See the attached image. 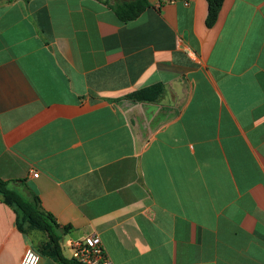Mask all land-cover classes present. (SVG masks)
I'll list each match as a JSON object with an SVG mask.
<instances>
[{"label": "crops", "instance_id": "0c3cea01", "mask_svg": "<svg viewBox=\"0 0 264 264\" xmlns=\"http://www.w3.org/2000/svg\"><path fill=\"white\" fill-rule=\"evenodd\" d=\"M113 2H0V179L68 259L97 235L113 264H264V0L212 27L206 0ZM16 221L0 195V264L47 241Z\"/></svg>", "mask_w": 264, "mask_h": 264}, {"label": "trees", "instance_id": "16d2710c", "mask_svg": "<svg viewBox=\"0 0 264 264\" xmlns=\"http://www.w3.org/2000/svg\"><path fill=\"white\" fill-rule=\"evenodd\" d=\"M11 1L12 0H0V2L7 3ZM206 1L208 4L206 25L212 27L218 18V13L224 0ZM109 7L119 21L127 23L138 18L140 14L149 7V0H114L113 4H110ZM159 91L160 90L157 89L154 96H157ZM127 98L138 101L147 100L142 92L130 95ZM14 182L0 179V195L3 203L16 211V226L18 230L24 232L25 229H36L46 236L47 241L42 244L39 250L41 256L44 255L49 257L59 264H79L63 256L59 244L60 236L57 232L58 226L50 214L41 210L38 197L31 195L29 199L23 198L10 187V184ZM67 230V227L64 228V231Z\"/></svg>", "mask_w": 264, "mask_h": 264}, {"label": "built area", "instance_id": "2783aa9c", "mask_svg": "<svg viewBox=\"0 0 264 264\" xmlns=\"http://www.w3.org/2000/svg\"><path fill=\"white\" fill-rule=\"evenodd\" d=\"M177 0H166L169 4H174ZM183 4H188L189 0H181ZM37 177V173H32ZM70 259L79 264H113L110 260L104 245L97 235H89L71 243ZM40 256L32 248L28 247L19 264H39Z\"/></svg>", "mask_w": 264, "mask_h": 264}, {"label": "rangeland", "instance_id": "374dc122", "mask_svg": "<svg viewBox=\"0 0 264 264\" xmlns=\"http://www.w3.org/2000/svg\"><path fill=\"white\" fill-rule=\"evenodd\" d=\"M42 257L44 258V261L47 260V257L46 256L42 255Z\"/></svg>", "mask_w": 264, "mask_h": 264}]
</instances>
